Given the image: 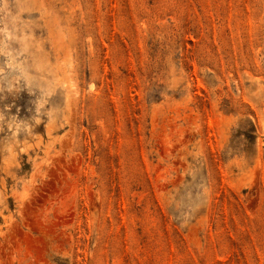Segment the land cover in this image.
Segmentation results:
<instances>
[{
    "label": "rangeland",
    "instance_id": "obj_1",
    "mask_svg": "<svg viewBox=\"0 0 264 264\" xmlns=\"http://www.w3.org/2000/svg\"><path fill=\"white\" fill-rule=\"evenodd\" d=\"M0 264H264V0H0Z\"/></svg>",
    "mask_w": 264,
    "mask_h": 264
}]
</instances>
